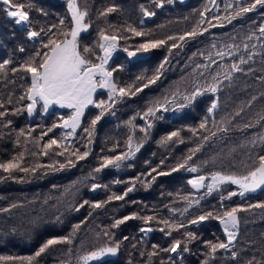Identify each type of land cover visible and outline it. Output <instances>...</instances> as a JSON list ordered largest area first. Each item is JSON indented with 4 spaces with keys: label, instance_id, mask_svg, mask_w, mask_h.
Wrapping results in <instances>:
<instances>
[{
    "label": "trees",
    "instance_id": "16d2710c",
    "mask_svg": "<svg viewBox=\"0 0 264 264\" xmlns=\"http://www.w3.org/2000/svg\"><path fill=\"white\" fill-rule=\"evenodd\" d=\"M25 5L29 12L30 23L26 26H18L7 17L3 11L4 5L0 4V63L5 59L11 61L3 70H0V111H6L4 117H0V164L13 160L23 153L19 160L20 166L30 169L29 172L16 171L12 178L8 173L0 169V256L27 257L32 256L39 247L50 238L66 237L72 233L71 244H58L49 248L33 264H82L79 257L89 251L98 249L108 244L119 242L118 253L114 257H107L98 261H90L89 264H248L254 260V264H264V209L250 208L249 205L264 203V190H257L241 197H232L229 201L221 200V196L227 195L228 191H239L235 185H224L221 190L206 195L204 191L195 192L188 184L189 179L197 175L206 177L214 171L230 174L232 163L243 156H256L264 154V144L254 146L249 141L264 135V126L255 124L259 114L264 112V38L260 36L259 27L264 24V7H257L254 11L244 14L228 23L223 19L229 12L235 14L236 0H173L172 4L165 3L163 8H156L151 0H77L80 10H87L88 15L85 22L91 25L89 32L82 34L80 40L81 49L85 45L95 46L99 40L98 33L101 29L108 34H116L121 37L118 48L109 60V67L122 66V70L114 73L115 83L119 87H140L156 75L164 58L168 57L160 79L135 96L124 97L118 100L111 111L114 114H106L97 123L91 138L84 131L90 127L91 119L99 113L95 107L89 106L85 109L81 126L76 132L64 140V136L71 131L70 128H53L46 136L42 134L52 128L53 124H60L63 117L67 119L72 110L67 108L53 107L47 112L38 103L33 115L27 113V99L25 96L27 88L31 84L30 74L20 69V65L35 55L37 50L45 51L41 47L42 42H47V37L41 34L35 40L27 39V30L39 32L42 28L47 31L53 25L52 32L67 30L71 26V20L67 9V0H16ZM252 0H242L249 4ZM144 5L148 10L156 14L152 17H144L140 9ZM232 4L233 8L226 10V5ZM109 7H115L116 11L107 16L100 13ZM207 9V11H205ZM204 12L205 23L199 24L201 35L195 38H185V41H168L167 37H179L197 27L202 19L200 13ZM219 16L217 21L214 17ZM65 20V25H60V20ZM210 22V23H209ZM212 25L223 24V26L212 27ZM128 25L138 31L147 33L145 36H134L126 31ZM207 29V31H203ZM252 39L249 40L248 37ZM62 38V37H61ZM166 40V44L158 49H153L147 56L129 61L121 50L128 48L134 51L136 46L147 40ZM181 47L172 49L169 53L168 47L172 43ZM248 44L245 49L244 45ZM233 47L229 48L228 46ZM252 45H256L255 48ZM24 51L21 52L20 48ZM98 54L99 48H95ZM231 51L233 55H225L223 58L216 55L217 52ZM248 53L253 54V59L243 65L247 71L252 72L234 73L235 79L229 86L224 81L221 90L213 96L211 93L199 98L193 105L180 111H174L176 105L181 103V96H176V104H169V111L158 113L161 119H152L153 127L148 135L140 131L144 126V120L140 116L148 107L157 102L163 103L165 98L171 100L173 93H187L192 90L194 82L206 84L211 82L212 76L221 73L232 63L239 62L243 56L247 59ZM94 59V57H93ZM216 63L212 64L211 61ZM98 62V61H97ZM200 65L201 67H197ZM13 69H16L14 72ZM203 72L204 75L200 76ZM137 77L141 79L137 80ZM252 96L257 99L248 105ZM131 97L130 101L128 98ZM106 91H97L94 99L107 100ZM211 99H218L219 107L213 115L207 113ZM154 100L155 103H151ZM143 105V108H139ZM240 108L243 112L240 116L233 113ZM20 110L17 112V110ZM207 117V126L200 129L199 125ZM118 118H130L132 126H125L127 135L134 137V143H143L136 155L122 163L117 169L108 167L100 172L95 169L100 167L103 157L116 156L127 150L128 137L119 140L116 144L99 146L103 139H99V133ZM222 118H227L231 123H226L229 128L227 133L217 132L215 137L203 141L201 137L210 135L216 131L213 120L217 123ZM106 119V120H104ZM11 121L9 124L8 122ZM253 123L254 127L244 128L245 124ZM96 129L98 131L96 132ZM191 129H196L193 135ZM23 130V135H20ZM179 132L178 137L168 141L167 147L158 148V143L165 140L171 132ZM149 137L146 141L145 138ZM56 139L63 142L61 147L53 145L44 155L43 145L49 140ZM91 140V143H89ZM203 145L201 151L197 152L188 166H197L198 172L191 173L181 169L176 173L179 179V188L168 192L160 190L154 195L156 185L151 180L152 173L146 176L145 184L152 186L150 192L139 191L138 184H132L133 180L129 174L122 170L125 163L135 161L138 165L147 166L148 169L142 173L146 175L149 169H160L157 172H170L177 164L182 163L187 157L190 149ZM88 146L89 156L77 161L70 153L79 149L85 151ZM63 152V155L57 153ZM237 156V157H236ZM71 159L74 167L68 165ZM209 161L207 165L203 161ZM161 161H164L161 164ZM60 164H64L63 169ZM51 166V167H49ZM35 168V172L31 169ZM137 169V168H136ZM136 179V178H133ZM119 181V183H117ZM160 185L172 184V179L164 177L159 179ZM100 187L92 190V184ZM124 200H112L104 203L101 208H93L96 202L108 201L112 195H123L125 190L133 187ZM184 198L174 199L176 190ZM201 197H204L201 199ZM85 200L89 201L83 208L76 211ZM177 200L173 203L172 201ZM189 200H199L183 216L180 212L187 207ZM13 205H16L13 207ZM233 207L246 209L238 212L240 224L238 238L229 251H218L214 256H209V249L205 241L213 243L225 240L221 225L217 220H208L201 224L192 225L188 222L198 215L207 212L222 214L225 210ZM91 213V215H89ZM136 214L138 218L126 221L117 228L112 224L124 216ZM153 216L156 219L145 224L143 217ZM161 220H169L175 223H184L185 228L172 231L171 235L165 233L169 230L160 223ZM83 222V223H82ZM80 228L73 232L74 225ZM142 227H151L152 232H140ZM165 228V232L159 229ZM191 231L198 237L195 241H188L184 233ZM109 235L105 236L104 233ZM124 237H128L127 240ZM174 240L181 241V248L176 253L162 251L168 248ZM153 244L159 245L153 248ZM187 244L188 252H183V246ZM237 252L238 257L232 258L231 251ZM155 255L150 256V253ZM0 264H26L17 259L0 260Z\"/></svg>",
    "mask_w": 264,
    "mask_h": 264
},
{
    "label": "snow or ice",
    "instance_id": "6c2138e0",
    "mask_svg": "<svg viewBox=\"0 0 264 264\" xmlns=\"http://www.w3.org/2000/svg\"><path fill=\"white\" fill-rule=\"evenodd\" d=\"M156 8H163L165 3L172 4L173 0H151ZM215 3V0H212ZM0 4L4 5L3 11L6 12L7 17L11 18L16 25H28L30 23V15L27 10H25V5L16 2V0H0ZM68 4V12L71 14V26L67 28V30L60 32H52V28H56L57 25H53L52 28L45 31V29H41L39 32L35 30L28 29L27 30V39L35 40L37 37L41 36L43 33L44 36L47 37V42L41 44V47L45 49V51L41 52L37 50L35 55L29 57L27 61L20 65V69L23 70L24 73L30 74L31 84L27 88L25 96H21V100L27 99L30 103L27 104V113L32 115L34 109L37 104L42 102V109L47 112L50 106L58 105L60 108L71 109V115L68 116L67 119L61 117L62 123L53 124L52 128H49L47 132L43 133V136H46L48 132H51L53 128L61 127V128H70L71 131L68 132L64 136V140L67 137L71 136L76 132V129L81 126L82 118L85 116V109L89 106L95 107L99 110V113L95 115L90 122V127L85 128L84 131L87 133L88 137L91 138L94 134L95 126L106 114H114V111H111L114 108V105L118 102V100H123L124 97L127 96H135L137 93L142 92L144 89L148 88L150 85L155 84L157 80L160 79L162 71L166 63H168V57L166 56L164 60L161 62L159 68L156 70V75H154L151 79H148L147 83H144L140 87H135L132 90V86L129 85L126 87H119L115 83L114 73L122 70L121 65H117L116 67H109V60L112 58L113 53L117 51L119 40L121 37L116 34H108L105 30L101 29L98 33L99 40L96 42L95 46L85 45L82 49L80 47V40L82 38V34H86L89 32L91 25L85 22V18L88 15L87 10H80L77 5V0H67ZM236 10L233 15L231 12L228 13L223 19L227 20L228 23H231L232 20L237 19L238 17L244 16V14L254 11L257 7H264V0H252L249 4L242 3V0H236L235 4ZM233 8L232 4L226 5V10ZM140 9L143 13L144 17H152L156 13L154 11L148 10L143 4L140 6ZM116 11L115 7H109L105 11L101 12V16H107L109 13ZM207 11V9H205ZM202 19L198 22L197 27H194L190 32H186L179 37L169 36L167 37L168 41H176L177 39L180 41H185V38H195L197 35L202 34V30L199 28V24L205 23L203 17L204 12L200 13ZM217 21L221 20V17H214ZM210 23V22H209ZM60 25H65V20H60ZM212 27L223 26V24L212 25ZM126 31H130L134 36H145L147 33L143 31H138L136 28L128 25ZM203 31H207V29H203ZM260 36L257 39L264 38V24H261L259 27ZM62 37V38H61ZM249 40L252 39L251 36L248 37ZM166 44V40L157 39V40H147L143 43H140L136 46L134 51L129 50L128 48L121 49L123 52L127 54L129 58L135 57L138 54H146L149 53L153 49H158L161 46ZM99 48V52L102 54H98L95 51V48ZM181 47L177 43H172L168 47L169 53L172 52V49ZM229 48L233 47L232 45L228 46ZM253 48L256 45H252ZM244 48H248V44L244 45ZM20 51L23 52L24 48L21 47ZM216 55L223 58L225 55H233L231 51L226 52H217ZM94 57V59H93ZM253 59V54L248 53L247 59L243 56L239 59V62L232 63L229 67H227L221 79V73L217 72L212 76V80L206 84H200L199 82H194L192 90L187 93H173V98L169 100L165 98L163 103L157 102L154 106H150L147 110L140 116V119L144 120V126L140 128V131L145 133V136L148 135L149 130L154 126L151 122L152 119H161L158 115L161 111L167 112L169 111V104H176V96L180 95L182 102L176 105L174 111H180L184 108H187L194 103H196L199 98L211 93L215 96L223 87L224 81L229 82V86H231V82L235 79L234 73H244L247 75L252 72L253 69L248 68L247 71L242 67L245 64H248L249 61ZM98 61V62H97ZM11 61L9 59L3 60L0 63V70H3L6 65L10 64ZM212 64H215L216 61L212 60ZM197 67H201L197 65ZM15 72L16 69H13ZM204 73L201 72L200 76H203ZM141 79L137 77V80ZM264 81V77L261 78ZM98 89L107 90V100L94 99V94L97 93ZM264 96V93L261 94ZM256 96H252L251 100L247 103L250 106L252 101L256 100ZM3 107V104H0V108ZM219 107L218 99H211L210 106L207 107V113L209 115H213L215 110ZM20 110L18 109L17 112ZM243 112V108L235 111L233 113L234 116H240ZM6 111H0V117H4ZM9 124L11 121L8 122ZM130 125L132 121L128 122ZM226 123L230 124L231 121L227 120V118H222L219 123L213 120V125L216 127V131L210 133V135H205L201 137L203 141H208L210 138L215 137L217 132L227 133L229 128L226 126ZM255 124H262L264 126V112L258 115ZM255 124L248 123L244 125V128L254 127ZM207 126V117L201 122L199 125L200 129H205ZM133 127H135L133 125ZM193 135H196V129H191ZM23 130H21L20 135H23ZM179 132H171L165 138L164 143L166 141L172 140L174 137H178ZM257 140H259L260 144H264V135H260L257 138L249 141L252 145L257 144ZM91 143V140H89ZM53 145L57 147H61L63 142H58L56 139L49 140L48 143L43 145L44 155H47L48 150L52 149ZM65 150L67 151L66 145H63ZM143 146V143H134V137L129 135L127 140V150L120 155L108 157H103V162L100 167L96 168V172H100L108 167H115L119 169L122 166V163L132 159L137 152L140 151V148ZM202 144L198 145L196 148L190 149V154L185 157L182 163L177 164L174 168L171 169V172H176L181 169H186L191 173L198 172L197 166H188L189 161L193 159V156L199 151H201ZM88 146L85 145V151L81 152L79 149L70 153L71 156H74L77 161L84 160L89 156V150H87ZM264 151V149H262ZM58 155H63L64 153H57ZM23 158V153L20 154L19 157H14L13 160L8 161L6 163L0 164V169H2L5 173H8V178H12V174L16 171L20 172H29L30 169L24 168L20 166L19 160ZM252 160V163L249 165L247 163L244 164L246 168V172L243 174H225L220 171H214L210 174V176L206 177L204 175H197L193 179L188 180V184L191 185L193 189H201L207 188L206 195H211L214 191L221 190L224 185H235L238 187L239 191H228L227 195L221 196V200L231 199L234 196H245L246 193H255L257 190H264V154L256 155L255 157H249ZM164 161H161L163 164ZM209 161H203V164L207 165ZM68 165L74 167V163L71 159L68 160ZM51 167V166H49ZM65 167L64 164H60V168L63 169ZM31 171L35 172V168L31 169ZM152 173H156V175H151V180L155 181L157 176H167L170 175V172H157V169L153 168ZM139 179V178H136ZM119 183V181H117ZM99 184H92V190L95 191L99 188ZM134 190L133 187H129L125 190L123 195H112L108 198V201L105 202H96L92 204L93 208H101L104 206V203L110 202L112 200H124V198L128 195L129 192ZM204 197H201L203 199ZM185 200H188V197H184ZM89 201L85 200L79 207L76 208V211H79L80 208H83ZM200 203L199 200H189L188 205L184 208L180 215L183 216L190 208L193 207L194 204L198 205ZM16 205H13L15 207ZM250 208H261L264 209V203H257L255 205H249ZM246 209L240 207H233L230 210L223 211L222 214H215L213 212H207L205 214L198 215L196 218L190 220L188 223L192 225L201 224L208 220H217L222 227L225 240H221L219 242L213 243L211 241H205L206 246L209 249V256H214L218 251H229L232 249L234 242L238 238V228L240 224V218L238 217V212L245 211ZM0 211H8V209H0ZM91 215V213H89ZM138 218L136 214H132L129 216H124L121 219H117L113 224L112 228H117L119 225L124 224L126 221L131 219ZM145 224H148L150 221L156 219L153 216H145L142 218ZM160 223L165 225L169 231L166 232V235H171L172 231H178L181 228H185L186 225L184 223H175L170 222L169 220H161ZM83 223V222H82ZM80 225L73 226V232L78 230ZM165 228L159 229L161 232H165ZM153 229L151 227H142L140 232H152ZM105 236H108L109 233L105 232ZM185 237L188 241H195L198 237L191 231H186L184 233ZM72 233L66 237L59 238H50L45 243H43L39 249L32 256L27 257H6L0 256V260H13L17 259L22 262H26V264H33L37 257H40L43 253H45L49 248L58 244H71L72 243ZM125 240L128 237H124ZM119 242L113 244L106 243L105 245L99 247L96 250L89 251L85 255L79 257V260L82 261V264H89L90 261H97L106 255H116L119 249ZM159 245L153 244V248H158ZM181 248V241L174 240L173 243L168 247L161 249L165 252L176 253L178 249ZM189 248L187 244L183 246V252H188ZM156 253H150L149 255H155ZM231 255L233 259L238 257L236 251L232 250ZM164 264V262H162ZM207 264V261L204 262ZM248 264H254V260L248 261Z\"/></svg>",
    "mask_w": 264,
    "mask_h": 264
},
{
    "label": "rangeland",
    "instance_id": "374dc122",
    "mask_svg": "<svg viewBox=\"0 0 264 264\" xmlns=\"http://www.w3.org/2000/svg\"><path fill=\"white\" fill-rule=\"evenodd\" d=\"M67 9H68V4H67ZM68 14H69V17H70V20H71V14L70 13H68ZM18 26H26V25H18ZM114 54L115 53H113V55ZM124 55L127 57V59L129 61H133L134 59L147 56L146 54H138L135 57L129 58L126 53ZM98 91H106L107 92V90H105V89H98ZM94 96H95V94H94ZM130 100H131V97H129L128 100H126V101H130ZM29 103H30V101H29ZM40 103L42 104V102H40ZM151 103H155V101L151 100ZM53 107H59V106L58 105L50 106L48 110H50ZM139 108H143V105L140 106ZM35 109H34V111H35ZM34 111H33V113H34ZM33 113H32V115H33ZM32 115H29V116L31 117ZM104 120H106V119H104ZM129 121H130V118H126V119L118 118L117 120H115V123H111L107 128L102 129L100 131V133H99L100 136L98 138L99 139L102 138L103 141L101 142V144H99V146H106L107 144H116L119 140L124 139L125 137H128L126 129H125V126H127L129 124L128 123ZM130 126L132 127V129H134L132 124ZM97 131H98V129H96V132ZM148 139H149V137L145 138L146 141ZM126 142H127V140H126ZM167 143H168V141H166L164 143H161V142L158 143V148L160 150L163 149V148H166L167 147ZM249 157L250 156H243V157L235 160L232 163L230 174H233V173H235V174H243L244 172H246V168L244 167V164L247 163V164L250 165L252 163V160L249 159ZM150 166H152V163L145 167V166L138 165L135 161H131L130 163H125L123 168H122V170L130 175L129 178L131 180H133L132 184H138V188H139L140 192L146 193V192H150L151 188H152V186H147L146 187V184H145L146 176H148L150 173L152 174V169L153 168L149 169L147 171L146 175H143L142 172L145 169H148ZM158 170H161V168L157 169V171ZM177 172L178 171H176V172H171L170 171V175L157 176L156 180L154 182H151V183H155L156 182V185L154 187V195L155 196L158 195V192H160V190H165V191L168 192L169 198L171 197L170 190L174 189L175 186L179 188V179L176 177V173ZM164 177L172 179L173 180L172 181L173 185L172 184L160 185L159 184V182H160L159 179L160 178H164ZM133 178H139V179H133ZM201 189H202V191H204V188H201ZM246 194H249V193H246ZM176 198H184L180 194V189H177L176 193L174 194V199H176ZM227 200L229 201L230 199H227ZM172 202L175 203V202H177V200H174ZM114 256L113 255H106V256L102 257L101 259H104V258H107V257H114ZM101 259H99V260H101Z\"/></svg>",
    "mask_w": 264,
    "mask_h": 264
},
{
    "label": "water",
    "instance_id": "95a60500",
    "mask_svg": "<svg viewBox=\"0 0 264 264\" xmlns=\"http://www.w3.org/2000/svg\"><path fill=\"white\" fill-rule=\"evenodd\" d=\"M190 187H191V185H190ZM191 188H192V187H191ZM192 190L195 191V192H200L202 189H193V188H192Z\"/></svg>",
    "mask_w": 264,
    "mask_h": 264
}]
</instances>
